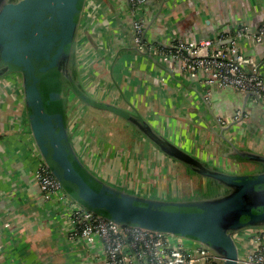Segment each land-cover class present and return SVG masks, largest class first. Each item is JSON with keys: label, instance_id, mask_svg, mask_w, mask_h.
I'll list each match as a JSON object with an SVG mask.
<instances>
[{"label": "crops", "instance_id": "1", "mask_svg": "<svg viewBox=\"0 0 264 264\" xmlns=\"http://www.w3.org/2000/svg\"><path fill=\"white\" fill-rule=\"evenodd\" d=\"M146 10L145 36L158 47L169 41L214 38L235 25L255 30L264 22V0H147ZM131 36L126 0L85 1L76 39L85 93L98 102L133 107L178 146L201 160L227 167L231 162L222 156L224 148L219 145L225 140L220 137L217 143L208 132L212 122L202 99L185 87L187 82H177L147 58L134 55ZM241 50L259 60L264 74V48L243 42ZM175 72L182 75L176 68ZM13 77L0 83V264H101L98 245L68 238L66 203L57 195L45 197L34 179L40 159L20 81ZM244 97L214 88L204 98L216 119L230 126L225 139L264 154V107ZM66 104L73 147L93 172L129 191L177 193L181 183L171 160L152 146L145 155L143 141L129 128L122 130L116 118L113 124L119 128L114 132L107 127L109 114L106 119L98 117L96 125H85V104L75 96ZM237 115L241 119L236 122Z\"/></svg>", "mask_w": 264, "mask_h": 264}, {"label": "water", "instance_id": "2", "mask_svg": "<svg viewBox=\"0 0 264 264\" xmlns=\"http://www.w3.org/2000/svg\"><path fill=\"white\" fill-rule=\"evenodd\" d=\"M85 1L0 0V83L9 76L19 77L25 115L39 159L69 199L118 228L139 227L194 241L217 256L219 264H239L236 235L246 229L264 228V154L237 147L225 139L230 126L216 119L201 91L175 72L176 65L170 69L158 54L154 55L161 46L145 36L147 10L140 44L135 43L132 30L130 50L169 72L177 82L188 83L185 87L194 91L208 110L212 122L208 132L217 143L220 137L225 140L219 144L224 148L222 156L232 164L221 167L201 160L164 136L133 107L112 106L87 95L79 77L76 49ZM65 89L81 103L111 112L133 126L155 150L200 177L201 192L196 196H186L180 189L176 194L170 191L162 196L133 192L93 172L73 147L65 116ZM244 98L253 102L249 96ZM58 100L62 111L52 115L48 105ZM256 104L264 107V103ZM240 161L256 167L241 172L237 168Z\"/></svg>", "mask_w": 264, "mask_h": 264}, {"label": "built area", "instance_id": "3", "mask_svg": "<svg viewBox=\"0 0 264 264\" xmlns=\"http://www.w3.org/2000/svg\"><path fill=\"white\" fill-rule=\"evenodd\" d=\"M135 43L144 30L147 0H126ZM264 48V22L255 30L245 24L223 30L214 38L169 41L154 51L172 69L175 65L204 97L214 88L231 90L264 103V74L253 55H245L241 44ZM20 81V79L18 78ZM8 84V83H7ZM236 117L241 116L237 115ZM45 197L60 196L66 203L68 238L84 245H98L101 264H219L204 245L175 236L153 233L139 227L118 228L102 216L69 199L40 160L34 174ZM8 227V224L5 225ZM239 264H264V228L246 229L235 237Z\"/></svg>", "mask_w": 264, "mask_h": 264}, {"label": "rangeland", "instance_id": "4", "mask_svg": "<svg viewBox=\"0 0 264 264\" xmlns=\"http://www.w3.org/2000/svg\"><path fill=\"white\" fill-rule=\"evenodd\" d=\"M72 100H73V98L71 99V101ZM107 114H109L111 116L110 124H107L108 125L107 127L112 128L115 132V127H118V126L114 125L113 121L115 118H116V120H119L117 123H118V125H120L122 127V130L129 128V130L131 132L135 133L139 142L143 141L144 145H146V147H147L146 149H143V153L148 156V149L151 146V144L147 140H145L141 136V134L137 130H135V128L133 126L127 125L126 123H124V121H121L122 119H120L118 116L112 114L111 112L107 113L104 110L85 105V116L82 118V121L85 125H96L97 123H100L98 117H105V119H106ZM74 118L75 117H72L71 121ZM173 163L177 167L176 169H174V173H175V175L177 173L178 176L177 175L176 176L178 178H180L181 185H180L179 189L182 190V194H184L186 196L192 194L189 192V190L191 188V187H189V185H191V186L193 185L194 187H197V185L199 184V181H200V177H198L197 175H195L191 172H188L186 170V168H184V166H182L181 164L176 163L175 161ZM248 163L249 162L244 163L243 161L242 162L240 161L237 165V168H239V170H241V172H247V171L254 170V168L256 166L253 165V163H249V164Z\"/></svg>", "mask_w": 264, "mask_h": 264}, {"label": "trees", "instance_id": "5", "mask_svg": "<svg viewBox=\"0 0 264 264\" xmlns=\"http://www.w3.org/2000/svg\"><path fill=\"white\" fill-rule=\"evenodd\" d=\"M79 7V5H78ZM80 9V8H79ZM48 109H49V112L52 114V115H55V114H59L61 111H62V108H61V101L58 100V101H54L51 103V105H48ZM53 122L54 124H56L57 122V119L54 117L53 118ZM58 127H57V131H58ZM85 174V173H84ZM85 177L88 178L85 174Z\"/></svg>", "mask_w": 264, "mask_h": 264}, {"label": "flooded vegetation", "instance_id": "6", "mask_svg": "<svg viewBox=\"0 0 264 264\" xmlns=\"http://www.w3.org/2000/svg\"><path fill=\"white\" fill-rule=\"evenodd\" d=\"M14 76V75H13ZM14 78V80L16 81L19 77L18 76H14L13 77ZM65 91H67V100H68V98H70L71 96H73V94L69 91V90H67V89H65ZM67 105V104H66ZM233 119H234V121H238L239 120V117H233ZM67 120V119H66ZM71 129V128H70ZM69 129V130H70ZM71 131V130H70ZM72 133V132H71ZM230 133V132H229ZM72 136V135H71ZM230 165H231V163H229ZM229 165H227V167H228ZM232 169V168H231ZM201 183V182H200ZM200 186V185H199ZM189 187H191L190 188V190H189V192L190 193H192V194H194V196H196V195H198L200 192H201V190H200V188L198 189V188H196V187H194L193 185L191 186V185H189ZM197 187H198V185H197Z\"/></svg>", "mask_w": 264, "mask_h": 264}]
</instances>
